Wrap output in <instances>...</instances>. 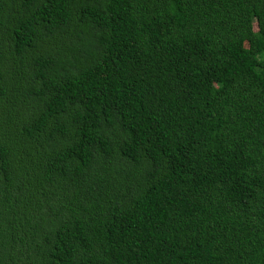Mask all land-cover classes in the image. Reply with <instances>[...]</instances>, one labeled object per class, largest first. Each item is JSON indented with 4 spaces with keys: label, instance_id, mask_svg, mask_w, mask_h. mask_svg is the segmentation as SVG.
<instances>
[{
    "label": "trees",
    "instance_id": "trees-1",
    "mask_svg": "<svg viewBox=\"0 0 264 264\" xmlns=\"http://www.w3.org/2000/svg\"><path fill=\"white\" fill-rule=\"evenodd\" d=\"M0 264H264V0H0Z\"/></svg>",
    "mask_w": 264,
    "mask_h": 264
}]
</instances>
